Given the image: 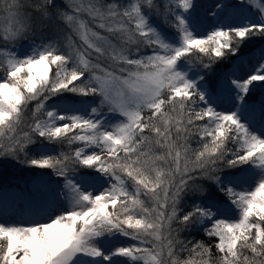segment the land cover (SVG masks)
I'll return each mask as SVG.
<instances>
[{"label": "snow or ice", "instance_id": "snow-or-ice-1", "mask_svg": "<svg viewBox=\"0 0 264 264\" xmlns=\"http://www.w3.org/2000/svg\"><path fill=\"white\" fill-rule=\"evenodd\" d=\"M241 5L257 8L259 21L198 35L195 0H0V159L63 180L61 210L0 222V264H264V99L247 102L264 83V53L226 94L224 81L190 75L196 53L207 70L264 37V2L232 7ZM228 8L217 3L209 15ZM65 93L99 99L65 102ZM37 143L69 151L30 155ZM77 165L99 175L76 178ZM203 181L231 209L195 202L184 212ZM193 227L214 243L181 238ZM117 237L136 243L105 250Z\"/></svg>", "mask_w": 264, "mask_h": 264}, {"label": "rangeland", "instance_id": "rangeland-1", "mask_svg": "<svg viewBox=\"0 0 264 264\" xmlns=\"http://www.w3.org/2000/svg\"><path fill=\"white\" fill-rule=\"evenodd\" d=\"M264 2V0H261ZM217 3L228 5L227 17L213 18L209 15L210 10ZM237 3V0H195V9L192 12V23L198 35H205L212 27L218 23L240 25L243 23H257L259 21V11L250 5H241L232 7ZM234 13V14H233ZM164 32L168 35H174V30L170 27H164ZM262 53H264V44L255 50L251 56L238 59L227 71L224 80V93L226 94L230 87L232 78H241L250 74L255 67L262 62ZM202 74L201 71L193 64L190 75L196 77ZM259 84V83H256ZM255 85V84H254ZM264 99V93L254 102L258 106L260 100ZM67 102V101H65ZM54 102L49 103L51 106ZM217 105L220 110H227L230 106L226 101L217 100ZM259 129V124H256ZM39 151L53 152L52 147L42 145ZM92 151V149H89ZM1 172V170H0ZM12 173V174H10ZM0 185V222L7 224H23L28 225L37 221L45 220V211L53 209L59 211L62 207V202L55 199V194L63 185V180L47 173H37L26 176L16 175L10 172ZM76 178L86 176H98V173L92 170L88 174H71ZM97 189L99 184L96 185ZM204 204H216L222 208L231 209L228 202L206 201ZM223 215L227 218H235L234 210L225 211ZM208 222H206L207 224ZM203 229L202 227H198ZM117 242L119 245L135 244L136 241L124 237L114 238L111 242L104 246L106 250L110 249V244Z\"/></svg>", "mask_w": 264, "mask_h": 264}, {"label": "trees", "instance_id": "trees-1", "mask_svg": "<svg viewBox=\"0 0 264 264\" xmlns=\"http://www.w3.org/2000/svg\"><path fill=\"white\" fill-rule=\"evenodd\" d=\"M110 2V0H109ZM124 2H127V0H124ZM58 4L62 5V0H57ZM0 26H3V22L0 21ZM37 42H39V37H37ZM78 42V41H77ZM262 44H264V37H254L250 41H246L244 43V46L241 48L240 52L237 56L227 55L225 58L219 60L218 63H215L212 68L210 69H203L200 63L196 60L195 56H199V53H196L192 58V63L201 71L203 76L205 77V81L208 82L211 85H215L218 81H222L225 78V75L229 68L240 58L251 56L252 53L257 50ZM147 51V50H146ZM206 59V58H204ZM264 93V83L255 84L252 87V90L250 91L247 102H254L257 100L261 94ZM57 100L61 99L59 97L55 98ZM64 101L71 102L73 100H88V101H98V97H78L73 96L70 93H65L63 97ZM51 102H55L54 100H49L48 104ZM35 106V102H32L29 105L27 116L30 119L31 118V109ZM37 140L39 141L40 138L37 137ZM42 145H48L52 147L53 152L52 154H59L61 151L68 152L69 147L67 145H61V144H34L29 146V153L33 156H38L40 154L39 147ZM79 145L73 144L71 148L74 150ZM195 146V145H193ZM229 147H232V145H229ZM247 167V166H245ZM0 185L3 183L2 181L8 177V174L10 172L16 173V175L20 174V176H26L27 174L33 175L37 173H47L50 175H53L51 169H38L26 166L22 163H18L15 160L3 158L0 159ZM91 171V169L83 168L80 166H76V173L78 174H88ZM229 173L237 174L240 173V169H227L225 168L220 174L221 175H228ZM12 174V173H10ZM72 173H70L71 175ZM55 176V175H53ZM56 177V176H55ZM62 180V179H59ZM204 188L206 189L205 193L203 195L197 194V195H190L186 196L181 204V209L186 212L190 211L192 208L193 203L195 202H203L206 201H216V202H227V198L223 196L217 189L216 185L212 184L210 181H203ZM181 238L183 239H189L192 241H203L205 244H211L214 243L213 240H210L205 234L203 229H199L198 227H193L189 231H184L180 233ZM215 251V249H213ZM184 255L183 253L181 254Z\"/></svg>", "mask_w": 264, "mask_h": 264}, {"label": "bare ground", "instance_id": "bare-ground-1", "mask_svg": "<svg viewBox=\"0 0 264 264\" xmlns=\"http://www.w3.org/2000/svg\"><path fill=\"white\" fill-rule=\"evenodd\" d=\"M46 212V211H45ZM46 219H47V216L45 217ZM106 244H104V246H105ZM116 245H119V244H117V242H112L111 244H110V247L109 248H111V247H113V246H116ZM105 248V247H104ZM106 250V249H105ZM117 259H123V258H117Z\"/></svg>", "mask_w": 264, "mask_h": 264}]
</instances>
